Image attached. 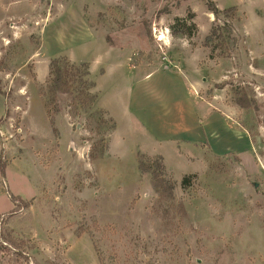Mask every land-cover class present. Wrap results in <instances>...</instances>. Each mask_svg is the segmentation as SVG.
<instances>
[{
  "label": "rangeland",
  "instance_id": "rangeland-1",
  "mask_svg": "<svg viewBox=\"0 0 264 264\" xmlns=\"http://www.w3.org/2000/svg\"><path fill=\"white\" fill-rule=\"evenodd\" d=\"M166 69L242 153L146 154L127 103ZM0 91V264H264V0H0Z\"/></svg>",
  "mask_w": 264,
  "mask_h": 264
},
{
  "label": "crops",
  "instance_id": "crops-1",
  "mask_svg": "<svg viewBox=\"0 0 264 264\" xmlns=\"http://www.w3.org/2000/svg\"><path fill=\"white\" fill-rule=\"evenodd\" d=\"M132 83L127 111L130 118L133 116L144 125L146 133L152 134L154 146L147 148L146 154L160 155L166 163L174 155L187 163L190 160L182 157V151L191 148L202 158L242 153L240 147L212 141L220 131L237 135L240 131L231 130L225 114L216 109V104L200 96L198 83L192 76L166 69L144 72ZM0 110L1 120L6 114V100L1 93ZM2 151L0 138V161Z\"/></svg>",
  "mask_w": 264,
  "mask_h": 264
},
{
  "label": "trees",
  "instance_id": "trees-1",
  "mask_svg": "<svg viewBox=\"0 0 264 264\" xmlns=\"http://www.w3.org/2000/svg\"><path fill=\"white\" fill-rule=\"evenodd\" d=\"M209 11L212 14H214L216 17H219V15L221 14V12L214 5H212L209 8ZM52 68H53V79H54L53 83L58 88L63 86L65 78L74 75V73H73V72H75L74 70H78L77 71L78 73H79V70H80V69H76L74 67L70 68L68 66H67V68H63L62 69L57 61L52 63ZM83 69H84L83 71L80 70V72H82L81 74H83L84 76L89 75L88 74V72H89L88 71V66L84 65ZM0 93H1V91H0ZM0 163H1V161H0ZM184 182H186V179L184 180Z\"/></svg>",
  "mask_w": 264,
  "mask_h": 264
},
{
  "label": "water",
  "instance_id": "water-1",
  "mask_svg": "<svg viewBox=\"0 0 264 264\" xmlns=\"http://www.w3.org/2000/svg\"><path fill=\"white\" fill-rule=\"evenodd\" d=\"M71 151H72V149H71Z\"/></svg>",
  "mask_w": 264,
  "mask_h": 264
}]
</instances>
